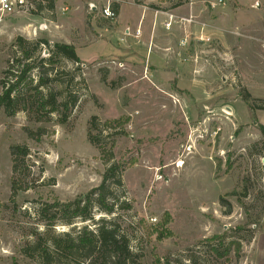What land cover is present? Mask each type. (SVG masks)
Instances as JSON below:
<instances>
[{
    "label": "rangeland",
    "instance_id": "1",
    "mask_svg": "<svg viewBox=\"0 0 264 264\" xmlns=\"http://www.w3.org/2000/svg\"><path fill=\"white\" fill-rule=\"evenodd\" d=\"M166 1L183 0H160ZM219 1L198 0L199 22L210 26L199 30L204 42L184 44L182 31L171 38L177 61L164 50L159 57L158 41L148 48L120 27L116 32L118 14L101 16L108 0H29L25 10L0 14V81L17 38L73 45L81 62L58 58L42 75L62 100L77 98L65 123L49 106L40 108L31 87L22 86L13 117L0 107V264H35L21 249L31 231L47 229L35 214L37 202L85 196L112 164L122 171V187L111 185L114 201L130 205L117 220L140 256L137 264H264V144L242 100L244 91L264 100V0ZM123 5L125 25L136 10ZM48 50L42 46V58ZM150 62L169 66L147 74ZM39 77L34 71L27 82ZM162 83L171 89L161 90ZM254 114L264 125V110ZM15 146L29 150L16 173ZM97 211L96 220L106 217ZM75 226L95 230L90 222L53 229ZM213 247L231 250L219 257Z\"/></svg>",
    "mask_w": 264,
    "mask_h": 264
},
{
    "label": "trees",
    "instance_id": "2",
    "mask_svg": "<svg viewBox=\"0 0 264 264\" xmlns=\"http://www.w3.org/2000/svg\"><path fill=\"white\" fill-rule=\"evenodd\" d=\"M114 10L118 12L117 6ZM14 46L17 48L15 58L10 64L11 67L3 72L7 78L4 77L0 81L3 90L0 96V107L4 109L7 116L13 117L21 109L19 99L22 86L31 87L40 95V108L49 106L50 114L56 112L60 117V123H65L70 108L75 106L77 98L69 96L62 100L60 92L48 87L47 83L50 84L51 79L43 78L42 75L45 74V70H49V64L50 66L57 64L58 58L76 64L81 63L75 47L59 43L52 45L46 40L31 42L24 38H17ZM42 46L49 47L48 59L41 57ZM34 71L40 76L35 85L32 80L27 82ZM242 100L247 104L251 119L257 125L264 144V125L259 123L254 114V110H264V100L253 99L247 91L243 92ZM89 140L95 144L96 140L93 136L89 135ZM11 155L16 173L19 157L25 160L29 150L25 146H15L11 149ZM120 168L119 164H112L104 172L102 183L98 188L73 201L37 202L35 214L47 229L42 232L35 229L31 231L33 239L22 247V255L35 264H137L140 256L132 250L131 239L117 220L118 210L124 207L130 208V205L125 204L119 208L111 190L113 184L122 187ZM12 190L13 195L19 191L16 183L13 184ZM95 208L106 217L96 220ZM59 222L68 226L78 222H90L95 230L91 231L87 226L82 228L75 226L68 231L57 233L53 227ZM170 236L171 232H167V237ZM212 249L219 257L228 255L231 250L228 248L224 253H220L216 247ZM238 249L239 247L237 251ZM161 262L160 259L157 260L158 264H162ZM165 264H168V261Z\"/></svg>",
    "mask_w": 264,
    "mask_h": 264
},
{
    "label": "crops",
    "instance_id": "3",
    "mask_svg": "<svg viewBox=\"0 0 264 264\" xmlns=\"http://www.w3.org/2000/svg\"><path fill=\"white\" fill-rule=\"evenodd\" d=\"M108 5L110 2L113 1L117 4L118 12L114 11L118 14L117 23L119 26L115 29L117 32L118 28L120 27L123 30V35L132 36V39L137 41H144L148 42V48L152 44H155L156 41L159 42L158 48V55L160 58H163L162 54L159 53L162 50L165 53H169L172 55V60L177 59L180 57V50L176 47H172L171 38L174 40L177 37V34L182 31L184 34L183 38L180 39V42L187 43L191 42V45L195 44V42L201 43L204 42L205 38H199L200 28L201 26L210 27L209 24L205 22H199V13L198 11L201 9L200 2L198 0H183L181 2H177L175 5H171V1H166L165 3H161L160 0H108ZM142 1L143 3L140 4L139 2ZM124 2V3H123ZM170 2V3H169ZM203 2V0H202ZM127 4L132 7L131 9L136 10L135 18L133 21L125 22V25L120 24L121 17L124 11V5ZM93 5V4H92ZM95 6H92V10L96 9ZM132 11V10H131ZM192 19V21L189 20ZM180 20L181 22H178ZM134 22V24H131ZM176 22V23H175ZM171 24L168 28L167 25ZM182 23V24H181ZM175 25H177V30L175 29ZM163 27H165L164 31L170 32V34H163ZM174 32L171 34V32ZM122 35L121 41H124V36ZM82 38V37H81ZM83 38H89V36H85ZM202 39V41L200 40ZM179 56V57H178ZM197 59H199V54L195 55ZM195 56H191V61H194ZM128 60V59H127ZM179 60V59H178ZM193 63V62H192ZM134 64V63H133ZM153 66L151 62L148 66H144L147 68V74L150 72V69L157 70L158 68H168V64L165 63L163 65ZM194 69V67H193ZM170 84L162 83L160 87L161 90H170ZM180 83L176 84L178 88ZM181 85H184L183 83ZM194 85V84H193ZM151 87V85H150ZM184 88L183 86H180ZM193 89L196 87L192 86ZM185 90V88H184ZM258 118V115H256ZM260 123V121H259ZM261 124V123H260Z\"/></svg>",
    "mask_w": 264,
    "mask_h": 264
},
{
    "label": "built area",
    "instance_id": "4",
    "mask_svg": "<svg viewBox=\"0 0 264 264\" xmlns=\"http://www.w3.org/2000/svg\"><path fill=\"white\" fill-rule=\"evenodd\" d=\"M28 1L29 0H0V14L4 16L25 10L29 4ZM218 3L220 4L221 0ZM216 5L217 4H212V8H215ZM101 16L106 20H115L117 18V13L110 5H107L101 10ZM170 26L171 24L169 23L167 27L169 28Z\"/></svg>",
    "mask_w": 264,
    "mask_h": 264
},
{
    "label": "bare ground",
    "instance_id": "5",
    "mask_svg": "<svg viewBox=\"0 0 264 264\" xmlns=\"http://www.w3.org/2000/svg\"><path fill=\"white\" fill-rule=\"evenodd\" d=\"M182 164H183L182 162H179L178 167H179V166H182Z\"/></svg>",
    "mask_w": 264,
    "mask_h": 264
},
{
    "label": "water",
    "instance_id": "6",
    "mask_svg": "<svg viewBox=\"0 0 264 264\" xmlns=\"http://www.w3.org/2000/svg\"><path fill=\"white\" fill-rule=\"evenodd\" d=\"M47 54V52L45 53V55ZM262 164L264 165V159L262 160Z\"/></svg>",
    "mask_w": 264,
    "mask_h": 264
}]
</instances>
